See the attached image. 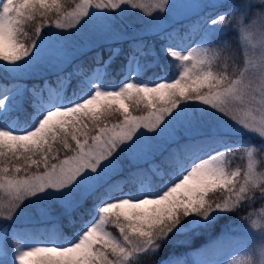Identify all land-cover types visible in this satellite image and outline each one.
<instances>
[{"label":"snow or ice","instance_id":"obj_1","mask_svg":"<svg viewBox=\"0 0 264 264\" xmlns=\"http://www.w3.org/2000/svg\"><path fill=\"white\" fill-rule=\"evenodd\" d=\"M128 6L142 10L137 27L163 41L159 50L121 26ZM206 6L225 7L79 0L65 11L61 0H0V264H215L222 245L195 262L178 257L223 214L250 201L249 193L259 188L264 197V173L252 159L264 151V0H239L183 34L168 30L174 17ZM230 25L238 30L243 63L227 54L229 41L212 46ZM82 32V40L74 39ZM129 39L122 80L112 78L107 62L91 75H61L99 41ZM93 59L99 63V53ZM50 71L58 73L55 87L42 79L43 87L28 94L18 83ZM74 75L80 78L72 85ZM141 106L146 114L134 115ZM116 114L122 119L110 124ZM245 133L261 144L234 141ZM237 149L248 153L246 170L226 161ZM61 150L71 154L61 159ZM125 171L124 180L109 184ZM52 216L67 236L36 226ZM246 219L248 235L264 241V214ZM262 258L264 245L245 241L230 264Z\"/></svg>","mask_w":264,"mask_h":264},{"label":"rangeland","instance_id":"obj_2","mask_svg":"<svg viewBox=\"0 0 264 264\" xmlns=\"http://www.w3.org/2000/svg\"><path fill=\"white\" fill-rule=\"evenodd\" d=\"M190 2H197V0H190ZM199 2L203 3L205 5H211L213 3L222 2L225 5V7L215 9L216 10L215 13H218L221 11H227L230 7L235 6L239 2V0H199ZM77 3H79V0H76L75 4L71 5L70 7L65 8L64 10L65 11H73L75 8V5ZM122 7H124V6H122ZM211 8L212 7L206 6L202 10H200L198 13L193 12V13H188V14L183 15V16L174 17L173 19H171L168 22L169 23L168 30L171 31L172 27H174L175 25H177L183 21L189 20L190 18H192L198 14H201L203 11H206V10L211 9ZM119 19L121 21V26L125 29L126 32L129 33V35L138 34V38L148 39L149 41H155V40L159 39L158 37L156 38L155 36L144 35L143 33H141L140 29L137 27V26L142 25V22H143L142 10L132 9L130 6H128L127 12L124 15L120 16ZM52 20H54V16L49 17V23H51ZM232 28H233L232 30H235V32L238 35V30H236L235 27H233V26H232ZM55 31H65V30H55ZM66 31L71 32L72 29H68ZM85 35L86 34L82 32L81 34H78V36L75 37L74 39H76L77 41L82 40ZM127 41L132 42L130 39ZM102 43H107V42L99 41L98 45H100ZM192 46H195V45L193 44ZM155 47L157 50H159L160 44L156 45ZM95 48L96 47L92 48L91 50L93 51V50H95ZM114 48H117V47H114ZM241 51H242V60H243V48L242 47H241ZM80 55H82V54L75 55V57L72 59L71 63L67 64L64 67V71H66L69 67H74V65L76 64L77 59L79 58ZM107 64H108L107 65V68H108V67H110V65L112 63L109 60L107 62ZM104 67H105V65H104ZM97 68H102V67H97ZM97 68L93 69L89 75H91L93 72H95V70ZM55 73L56 72H54V71L46 72L43 77L51 76V75H54ZM0 75H1V80L5 79V77L3 76L2 73H0ZM121 75H123V77H122V79H123L124 74L122 72H121ZM150 76H152V72H148L144 78L147 79ZM43 77H39V78H43ZM28 78H33V77H24L20 80H26ZM20 84L26 88V85L24 83H20ZM50 86L55 87V85H51V84H50ZM34 87L42 88L43 84L42 85L39 84L37 86H33L32 88H30L29 89L30 93ZM28 88H29V86H27L26 89H28ZM133 114L134 115H143V114H146V110L143 108L138 109V110L134 108ZM115 116H116V118L112 119L113 123H116L120 119H122V117H120L119 114H116ZM141 131H146V130L141 129ZM235 138L237 139L236 142H238V143H244V144H249V145H260L261 144V140L258 137L251 136L247 133H245L244 135H241V136H236ZM221 150H223V149H221ZM261 152L262 153L260 154V156L258 158L256 157L255 152L253 153V157H252V159L256 165V171L258 174L264 173V151H261ZM246 156H247V158L245 159L244 165L243 166H234L233 169H235L236 167H239V168H241L242 171L246 170L247 164L249 161V156H248L247 151H246ZM33 171H35V169H33ZM126 175H127V171L112 177L110 180L111 184H115L116 181L124 180ZM128 186L129 185H127V184L121 185V187L123 188L124 191H128V189H129ZM3 195H4L3 193H0V197H2ZM249 196L252 197V199L250 201H244L237 209L233 210L231 213L223 214L219 218L218 224L211 231L206 232L204 234H198V236L195 237L190 242V244L188 246H185L184 248H182L180 250V255L178 258L184 259V260H192L193 262H195L198 254L203 253L205 250L211 248L214 245H222L223 251L215 256V264H230V262L233 261L234 258H240L241 257L242 246H243L245 241H247L248 244H250L253 248H256V249L261 247V245H264V241H261L257 235L253 234V235L249 236L247 231H246V229L248 228V220L246 219L247 217L252 216V218L255 219V218H258L261 214H264V197H262L260 195L259 188L256 189L255 194L249 193ZM57 219H58L57 217L52 216V217L44 220L43 222H41L37 225L43 226L44 224L45 225L46 224L47 225L48 224H54V222H56ZM57 228H59V227H57ZM115 233H118V232H115ZM194 241H199V242L201 241L203 243H207V242L208 243H207V245L204 244L201 247H195L194 246L192 248V243ZM189 264H191V261L189 262Z\"/></svg>","mask_w":264,"mask_h":264},{"label":"trees","instance_id":"obj_3","mask_svg":"<svg viewBox=\"0 0 264 264\" xmlns=\"http://www.w3.org/2000/svg\"><path fill=\"white\" fill-rule=\"evenodd\" d=\"M75 2H76V0H61V3L63 4L64 9L75 4ZM215 9H217V8H211V9H208L206 11H203L201 14H198V15L190 18L189 20L183 21V22L175 25L174 27H172V29H178L179 32L181 34H183L186 31L187 26L195 23L200 17L205 16V15H209V14H211V16L214 17L217 14V13H215V11H216ZM31 27H32V25L29 26V28H31ZM232 29L233 28L230 25V27L227 29V31H224L222 33L217 34V36L215 37V42L212 46L219 48L222 45V42L229 41L231 47L227 49V54H233L234 53V54L238 55L240 58V62L243 63L242 51H241V46L239 43L238 35L235 32V30H232ZM30 34H31V32H30ZM143 40L145 42H147L148 44H154L155 46L158 44L161 45L163 43V41H161L160 39L155 40V41H149L148 39H143ZM130 43H132V42H130V41L128 42L127 40H123V41H120V42L114 43V44L102 43L99 46H97L95 48V50H93V51L90 50V51L80 55L79 58L77 59L76 64L74 65V67H69L66 71H71L72 73H74L76 70H80V69L90 71L96 65H99V64L103 65L104 62H106L107 59L109 60V57L111 56V58H112L111 63L112 64L110 65V67L107 68V71H109L112 75V78L118 82L122 78L121 65L126 62V57L130 53V49H129ZM114 47H117L121 50V52L118 53L119 55L117 57L113 56V53H112V49ZM97 53H99V63H97L96 60L93 59L94 57L97 56ZM78 65L80 66L79 69L77 68ZM215 67L217 68V70H219L220 68L223 67V64L220 61H217V64L215 65ZM149 72H151V71H149ZM57 75L58 74H56L54 76H47V77H49L50 81H52V80L56 81ZM61 75H64V72ZM152 75H153V73H152ZM78 78L79 77H77L75 75L72 77V85H75V82ZM0 80H1V75H0ZM10 83H13V82H10ZM67 92L69 94L71 93V87H69ZM141 108H143V107L141 106L140 109ZM115 118H116L115 115L111 116L109 119V122L113 123L112 119H115ZM19 119H21V122H22V117H20ZM236 140L237 139L234 137V141H236ZM255 153H256V157L258 158L262 152L260 150H257V151H255ZM65 154L70 155L71 153L70 152L66 153L65 150H61V157L60 158L62 159ZM246 158H247L246 151L243 149H237L236 152L228 153L226 155V161L229 163V166L231 168H234V166H243ZM109 184H111V182H109ZM107 186L108 185H106L105 187H107ZM128 188H129V186H128ZM211 198L214 200L219 199V194H216V195L212 196ZM37 227L41 230H46L48 232H51V231L55 230L57 227H59L60 231L63 232V234L65 236L68 235V233L66 231H64L63 228H60V226L57 224H54V226L53 225H51V226L43 225V226H37ZM113 231H114V234H116V235L118 234V233H115V230H113ZM38 235H39V233H38ZM207 243H203L201 241L200 242L194 241L192 243V248L194 246L195 247H201L204 244L207 245ZM14 246L15 245L13 244V247Z\"/></svg>","mask_w":264,"mask_h":264},{"label":"clouds","instance_id":"obj_4","mask_svg":"<svg viewBox=\"0 0 264 264\" xmlns=\"http://www.w3.org/2000/svg\"><path fill=\"white\" fill-rule=\"evenodd\" d=\"M254 264H264V258L256 260Z\"/></svg>","mask_w":264,"mask_h":264}]
</instances>
